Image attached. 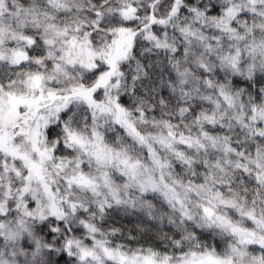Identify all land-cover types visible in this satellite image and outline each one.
<instances>
[{
	"label": "snow or ice",
	"instance_id": "obj_1",
	"mask_svg": "<svg viewBox=\"0 0 264 264\" xmlns=\"http://www.w3.org/2000/svg\"><path fill=\"white\" fill-rule=\"evenodd\" d=\"M0 264H264V0H0Z\"/></svg>",
	"mask_w": 264,
	"mask_h": 264
}]
</instances>
